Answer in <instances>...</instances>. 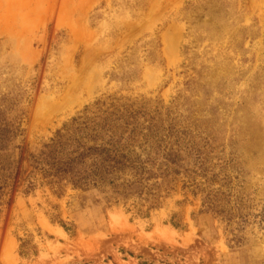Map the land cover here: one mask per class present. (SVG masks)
<instances>
[{
	"label": "rangeland",
	"instance_id": "1",
	"mask_svg": "<svg viewBox=\"0 0 264 264\" xmlns=\"http://www.w3.org/2000/svg\"><path fill=\"white\" fill-rule=\"evenodd\" d=\"M107 96L184 132L156 209L34 169ZM0 131V264H264V0H0Z\"/></svg>",
	"mask_w": 264,
	"mask_h": 264
},
{
	"label": "trees",
	"instance_id": "2",
	"mask_svg": "<svg viewBox=\"0 0 264 264\" xmlns=\"http://www.w3.org/2000/svg\"><path fill=\"white\" fill-rule=\"evenodd\" d=\"M147 104L117 96L98 100L43 144L32 157L34 169L58 190L62 183L81 190L107 187L116 203L137 198L147 210L156 209L172 190L159 192L156 180L170 183L178 174L185 138ZM8 134L0 131V142Z\"/></svg>",
	"mask_w": 264,
	"mask_h": 264
},
{
	"label": "bare ground",
	"instance_id": "3",
	"mask_svg": "<svg viewBox=\"0 0 264 264\" xmlns=\"http://www.w3.org/2000/svg\"><path fill=\"white\" fill-rule=\"evenodd\" d=\"M170 45V43L169 42H167V47ZM68 98V97H67ZM64 102V101H63ZM5 264H10V262L9 261H6V263Z\"/></svg>",
	"mask_w": 264,
	"mask_h": 264
}]
</instances>
